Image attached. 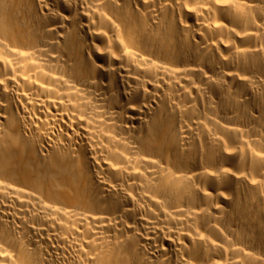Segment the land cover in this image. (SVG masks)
Wrapping results in <instances>:
<instances>
[{"label": "bare ground", "instance_id": "6f19581e", "mask_svg": "<svg viewBox=\"0 0 264 264\" xmlns=\"http://www.w3.org/2000/svg\"><path fill=\"white\" fill-rule=\"evenodd\" d=\"M0 264H264V0H0Z\"/></svg>", "mask_w": 264, "mask_h": 264}]
</instances>
